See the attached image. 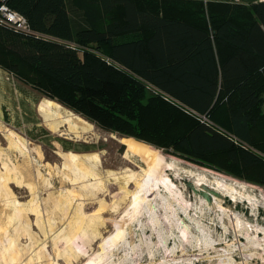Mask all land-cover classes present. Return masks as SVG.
<instances>
[{"label": "trees", "instance_id": "1", "mask_svg": "<svg viewBox=\"0 0 264 264\" xmlns=\"http://www.w3.org/2000/svg\"><path fill=\"white\" fill-rule=\"evenodd\" d=\"M5 2L32 32L0 22V67L102 128L264 184V2Z\"/></svg>", "mask_w": 264, "mask_h": 264}, {"label": "rangeland", "instance_id": "2", "mask_svg": "<svg viewBox=\"0 0 264 264\" xmlns=\"http://www.w3.org/2000/svg\"><path fill=\"white\" fill-rule=\"evenodd\" d=\"M46 99L0 67V264H264V249L253 242L264 234L249 228L264 227L263 183L102 128L59 102L62 107L50 110L68 124L52 129L40 111ZM201 117L224 129L218 116ZM129 143L151 147L174 164L165 176L186 201L160 184L149 197L159 213L144 204L138 218L128 216L149 168ZM201 178L235 186L238 199L224 194L222 207L213 199L209 204ZM126 216V235L115 240ZM183 219L188 234L179 228Z\"/></svg>", "mask_w": 264, "mask_h": 264}, {"label": "bare ground", "instance_id": "3", "mask_svg": "<svg viewBox=\"0 0 264 264\" xmlns=\"http://www.w3.org/2000/svg\"><path fill=\"white\" fill-rule=\"evenodd\" d=\"M53 105H56L58 107H62L58 102L53 101L51 99H46V101L42 102V104L40 105L41 106L40 111H41L42 116L45 118V120L51 121L50 122L51 128L52 129H55V128L58 129L61 126H64V124H68V123L66 122V120H64L60 116V114H56L50 110V107ZM128 149H129V152L139 156L141 158V160H143L146 163V165L149 167L148 170L146 171L144 177H143V180L141 181L140 184H138V187L133 192V194H134V200L132 202V209H133L132 212L133 213L128 212V214H129L128 216L136 217L137 215H139L142 212V208H143L144 204H147V207H149V209H148L149 212H152V213H154V215H157L159 213V209L154 206L153 202H151V199L149 197L152 196L157 190H160V184H163L165 186V188H167V190H169V192L174 195L175 199H176V197H179L178 199H182L183 201H186L184 196L183 195L181 196V192L178 190V187H177L178 185H176V183H174L172 181L173 180V179H171L172 177L170 178L169 176H165L166 170L171 169L169 167L174 166V164H171V163L167 164L165 159H164V156L161 153H159L158 151L152 149L151 147H145L143 145L136 144V143H129ZM206 180L201 178L199 184L201 185V187L203 188V191H204L203 198L205 199V201H208L209 204H212V199H213L219 207H222L223 205L220 202L221 201L220 198L224 194L233 197L234 200L238 199L237 195H239V191L236 189L235 186H230L226 182L221 181V180H217L215 182L216 185H212V184L208 183ZM196 191L199 195H202V194H200L199 190H196ZM240 193L242 196H244L245 192H240ZM249 198H250V200L253 199L250 195H249ZM187 205H191V204L188 203ZM212 206L210 208H212ZM171 208L175 212H177V208H175L173 206ZM226 211L229 212L230 210H226ZM126 217H123L119 221V224L117 226L118 232L116 231L117 233H115V235H116L115 240H119L126 235L127 224L129 222V220L131 219V218H128V217L126 218ZM136 218H138V217H136ZM233 218H234V220L236 219L235 217H233ZM171 221H172V219H171ZM236 222H238V221H236ZM178 223H180L179 228L184 232V234H188L187 232H189L190 226L186 222V220L183 219L182 221H178ZM249 228H250V230L256 231L257 233L264 234V227H262L260 225H255V226L251 225V226H249ZM262 239L263 240H260L257 238L253 242H254V245L261 246V248L264 249V244L262 243V241L264 242V236ZM110 241L111 240H109V242ZM114 243H115V241H112V244H110V245L112 246ZM88 264H99V262H96L93 260V261L89 262Z\"/></svg>", "mask_w": 264, "mask_h": 264}, {"label": "built area", "instance_id": "4", "mask_svg": "<svg viewBox=\"0 0 264 264\" xmlns=\"http://www.w3.org/2000/svg\"><path fill=\"white\" fill-rule=\"evenodd\" d=\"M6 0H2L0 4V22L7 24L17 30L24 32H32V29L29 26L28 20L25 15L21 12L12 9L6 2ZM206 5L215 0H201ZM235 2L241 3H251V2H264V0H232Z\"/></svg>", "mask_w": 264, "mask_h": 264}]
</instances>
